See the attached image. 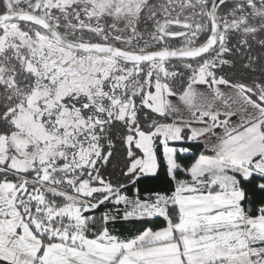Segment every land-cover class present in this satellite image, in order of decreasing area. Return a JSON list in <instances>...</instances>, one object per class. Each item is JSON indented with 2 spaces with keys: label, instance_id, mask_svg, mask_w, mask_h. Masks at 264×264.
Here are the masks:
<instances>
[{
  "label": "snow or ice",
  "instance_id": "obj_1",
  "mask_svg": "<svg viewBox=\"0 0 264 264\" xmlns=\"http://www.w3.org/2000/svg\"><path fill=\"white\" fill-rule=\"evenodd\" d=\"M0 264H264V0H0Z\"/></svg>",
  "mask_w": 264,
  "mask_h": 264
},
{
  "label": "trees",
  "instance_id": "obj_2",
  "mask_svg": "<svg viewBox=\"0 0 264 264\" xmlns=\"http://www.w3.org/2000/svg\"><path fill=\"white\" fill-rule=\"evenodd\" d=\"M150 186L158 187V186H160V183L158 181L150 182ZM158 223H159V221H158Z\"/></svg>",
  "mask_w": 264,
  "mask_h": 264
}]
</instances>
